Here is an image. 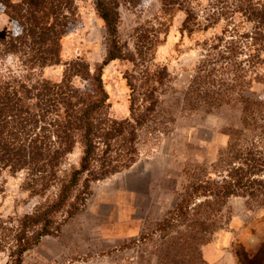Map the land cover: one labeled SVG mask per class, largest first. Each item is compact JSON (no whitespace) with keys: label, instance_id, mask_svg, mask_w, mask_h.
I'll return each instance as SVG.
<instances>
[{"label":"trees","instance_id":"16d2710c","mask_svg":"<svg viewBox=\"0 0 264 264\" xmlns=\"http://www.w3.org/2000/svg\"><path fill=\"white\" fill-rule=\"evenodd\" d=\"M158 1L162 16L138 28L131 46L120 36L119 0H94L108 35L105 59L94 72L72 61L53 82L43 72L61 64L62 40L79 26L76 0H0L10 22L0 36V193L5 177L21 175V189L36 201L23 215L0 218L5 264H24L43 238L60 233L84 211L95 183L131 169L146 140L173 132L178 112L236 107L240 119L224 131L228 143L216 162L190 174L159 225L161 262L206 264L203 247L230 224L232 199L264 211V0H210L203 10L194 7L199 0ZM177 12L186 16L181 30L189 37L221 26L220 34L197 42L201 58L180 95L169 68L156 62ZM116 61L131 65L124 74L130 114L122 120L111 117L104 84ZM173 94L176 108L167 104ZM77 152L78 162L67 168ZM236 257L239 264H264V243L256 252L240 247Z\"/></svg>","mask_w":264,"mask_h":264},{"label":"rangeland","instance_id":"374dc122","mask_svg":"<svg viewBox=\"0 0 264 264\" xmlns=\"http://www.w3.org/2000/svg\"><path fill=\"white\" fill-rule=\"evenodd\" d=\"M119 2L120 36L123 43L132 46L136 30L162 16L161 4L158 0ZM208 4L210 0H199L194 7L203 10ZM76 5L80 23L62 40L61 64L43 72V77L53 82H60L66 64L76 60L89 63L94 72L107 53V30L94 0H76ZM185 17L183 12H177L175 18H168L169 34L156 50V62L169 68L178 95L201 58L197 42L221 32L220 26L207 34L183 35ZM9 27V18L0 13V36L7 35ZM129 69V63L116 61L104 71L110 115L118 120L130 114L129 89L124 80ZM73 83L76 87L85 86L80 79ZM260 92L257 87L255 96ZM176 98L173 94L167 104L176 108ZM239 119L240 110L236 107H224L213 114L178 112L173 132L157 141L146 140L139 162L131 169L95 183L84 211L69 220L60 233L43 238L28 253L24 264H163L159 258L161 239L156 233L159 225L179 203L190 174L216 162L228 143L224 131L238 124ZM78 159L79 152L70 156L67 168ZM3 181L0 218L30 211L36 201L21 189L23 176H9ZM229 209L230 224L203 247L206 264H239L236 252L240 247L256 252L264 243V211H248L245 200L239 198L231 200ZM5 260L1 256L0 264H5Z\"/></svg>","mask_w":264,"mask_h":264},{"label":"crops","instance_id":"0c3cea01","mask_svg":"<svg viewBox=\"0 0 264 264\" xmlns=\"http://www.w3.org/2000/svg\"><path fill=\"white\" fill-rule=\"evenodd\" d=\"M206 248V247H205ZM208 248V247H207ZM207 248L205 249V253L207 252Z\"/></svg>","mask_w":264,"mask_h":264}]
</instances>
